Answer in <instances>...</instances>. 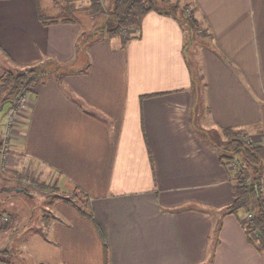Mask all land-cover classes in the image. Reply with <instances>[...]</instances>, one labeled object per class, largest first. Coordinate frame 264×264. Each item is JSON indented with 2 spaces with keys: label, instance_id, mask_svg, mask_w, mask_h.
Listing matches in <instances>:
<instances>
[{
  "label": "crops",
  "instance_id": "crops-1",
  "mask_svg": "<svg viewBox=\"0 0 264 264\" xmlns=\"http://www.w3.org/2000/svg\"><path fill=\"white\" fill-rule=\"evenodd\" d=\"M65 1L60 7L58 0H0V77L48 60L57 62V72L68 65L61 81L50 76L27 95L22 127L0 170L17 192L56 194L42 217L50 247H41L39 260L49 264L52 247L55 264L208 262L215 213L233 202L232 183L192 129L190 72L206 83L203 127L260 139L264 0H185L187 15L208 36L188 45L178 20L150 11L139 37L125 45L113 37L88 46L86 66L74 63L85 29L61 14L89 0ZM23 175L34 184H24ZM84 205L93 220L78 212ZM241 214L221 217L211 264H264ZM7 215L11 228L15 216ZM10 261L29 264L24 257Z\"/></svg>",
  "mask_w": 264,
  "mask_h": 264
},
{
  "label": "trees",
  "instance_id": "trees-1",
  "mask_svg": "<svg viewBox=\"0 0 264 264\" xmlns=\"http://www.w3.org/2000/svg\"><path fill=\"white\" fill-rule=\"evenodd\" d=\"M179 3V0H111V4L105 7L104 0H89L86 8L79 9L86 16L92 18L93 24L90 30L82 31L76 39L74 63L79 62L86 66L87 47L103 38L122 37L125 45L131 39L139 37L137 33H139L141 21L144 15L150 11L178 20L181 27L183 26L184 33H187L185 37L188 41L185 45L190 44L198 35L199 26L195 18L185 13L190 4L187 3L180 7ZM70 5L73 8L71 3L68 4L64 11L67 17H62L61 20L79 24V19L68 14ZM75 9L78 10V8ZM177 12L180 15L184 13L186 16L178 17ZM204 37L208 36L205 35ZM185 55L187 57L186 53ZM64 65L67 66L62 64V66ZM58 69L57 62L48 60L34 67L3 73L0 77V110L5 103L12 104L20 94L34 93L36 87L50 76L61 81L65 71L59 70L57 72ZM85 69L86 67L83 70ZM190 74L192 88L190 123L192 129L197 138L214 152L219 162L225 166L232 183L233 196V202L229 206L215 213L209 259L203 264H211L213 260L215 247L219 243L218 234L221 227V217L225 214L237 215L243 212L241 224L248 240L255 245L259 252L264 253V128H261L259 143H256L235 128L203 127L201 124L202 114L209 113L204 104L206 83L202 74L197 72H190ZM229 164H233L234 167H228ZM66 200L72 202L71 199ZM77 210L93 220L91 211L87 206H78ZM204 211L210 212V210ZM248 213H251L250 218L247 217ZM3 229L4 227L0 226V230ZM253 232H257L256 238L252 237L251 233ZM8 253V249L0 250V263L11 264L8 258H4ZM105 264H108L107 258Z\"/></svg>",
  "mask_w": 264,
  "mask_h": 264
},
{
  "label": "rangeland",
  "instance_id": "rangeland-1",
  "mask_svg": "<svg viewBox=\"0 0 264 264\" xmlns=\"http://www.w3.org/2000/svg\"><path fill=\"white\" fill-rule=\"evenodd\" d=\"M179 1H180L179 3L180 7H182L181 5L187 4L185 0H179ZM58 2L60 3V7L62 3H66L65 0H58ZM110 4H111V0H104L105 7H107ZM188 9H190V6ZM40 11L43 17L47 15L43 8H41ZM68 14L71 15V17L79 19L80 22L79 21L78 22L82 27V29H85L87 31L92 28V21L89 20V17L86 16L82 10L73 9L71 8L70 5ZM53 15L54 14L49 13V22H51V24L53 22V17L51 16ZM61 16L67 17V14L63 13L61 14ZM177 16L185 17L186 14L182 13V15H180L177 12ZM198 35L199 37L200 36L204 37L206 34L200 31ZM197 36H195L194 40H197L196 38ZM198 41L200 40L198 39ZM204 42L206 41H203V43ZM194 51L195 48H192V46L187 48V52H188L187 54L189 55L191 61H193L194 59ZM65 68H68V65L65 67L63 66L61 70ZM10 107H11L10 103H5L3 108L0 110V129H2L3 124L6 121V116L8 115ZM25 109L26 106L23 110L20 109L18 111L17 109H15L11 113L10 121L12 125L10 126L9 132L12 133V135L14 134L15 131L19 130L22 127V123L24 119L23 115ZM202 118L203 120L201 124L208 125L209 122L207 120L206 113L202 114ZM254 133H256V131ZM251 140L256 143L257 142L259 143V139L257 136H254L253 138H251ZM4 176L5 173L0 172V217L2 218L1 220L2 226L6 231L9 230V232H6L4 235H0V247L3 246L4 248H7L10 253L5 255L4 258H8L9 260H12L15 263H21L20 261L24 257L29 262V264H40V263L43 264L45 262H41L39 260L41 258L39 257V255L37 256V252L39 254L42 246L47 248L50 247L45 242V240L49 239L50 237L48 236V233H46L47 224L44 220H42V217L49 216L50 205L48 202H50V200L54 197L53 195L56 194L50 195L51 192L47 191L48 193L47 195H45L44 198V195H41L38 191H31L30 188H28L30 190L28 193L17 192L16 184H14L12 181H7V179H5ZM9 212L15 216L14 218L16 220L15 224H13L11 228H9L10 223L8 222V215H7ZM4 217L7 218V222L3 220ZM4 222L5 225H3ZM218 239H219V234H218ZM210 241L212 243V234L210 235ZM51 249L52 252L47 260L51 261L49 264H55L53 260L56 258V253H54V251L56 250H54L52 247Z\"/></svg>",
  "mask_w": 264,
  "mask_h": 264
},
{
  "label": "built area",
  "instance_id": "built-area-1",
  "mask_svg": "<svg viewBox=\"0 0 264 264\" xmlns=\"http://www.w3.org/2000/svg\"><path fill=\"white\" fill-rule=\"evenodd\" d=\"M26 94H20L17 99L11 104L10 110L8 112V115L6 116V121L3 124L2 129H0V170H4L5 167L8 165V156L11 151V145H10V139L12 138V133H10V126L12 125L11 123V113L17 109L18 111L20 109H24L26 106ZM230 168H233V164H229ZM21 181L24 184H34L32 182V178L30 175H23L21 176ZM247 217H251V213L247 214ZM4 221L7 220L6 217L3 218ZM253 238L257 237V232L251 233Z\"/></svg>",
  "mask_w": 264,
  "mask_h": 264
}]
</instances>
